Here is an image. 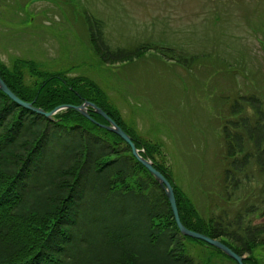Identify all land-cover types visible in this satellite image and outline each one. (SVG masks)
<instances>
[{
	"label": "trees",
	"instance_id": "obj_1",
	"mask_svg": "<svg viewBox=\"0 0 264 264\" xmlns=\"http://www.w3.org/2000/svg\"><path fill=\"white\" fill-rule=\"evenodd\" d=\"M102 47L107 62L133 61L151 48L143 44L110 53ZM209 57L181 53L174 58L190 69ZM22 67L32 82L26 83ZM0 78L18 98L45 112L85 101L101 108L169 182L183 226L245 256L243 264H260L255 251L264 246V223L244 222L257 206L250 204L233 217L223 210L217 216L200 214L155 160L153 148L128 133L92 82L39 71L25 60H16L11 69L0 62ZM255 83L252 91L233 88L217 99L227 200L246 184L254 196L253 182L264 195V82ZM88 113L90 118L69 108L49 119L0 90V264H207L188 252L193 246L232 260L180 234L158 182L119 136L101 133L107 122L100 115Z\"/></svg>",
	"mask_w": 264,
	"mask_h": 264
},
{
	"label": "rangeland",
	"instance_id": "obj_2",
	"mask_svg": "<svg viewBox=\"0 0 264 264\" xmlns=\"http://www.w3.org/2000/svg\"><path fill=\"white\" fill-rule=\"evenodd\" d=\"M143 44L151 48L133 61L102 57V45L112 53ZM263 46L264 0H0L1 63L31 61L92 82L200 214L233 217L255 204L244 219L252 225L264 223V195L253 182L254 196L246 184L227 200L217 99L263 84ZM181 53L210 57L186 69L175 62ZM188 252L202 263L237 264L205 248ZM255 255L264 264V246Z\"/></svg>",
	"mask_w": 264,
	"mask_h": 264
},
{
	"label": "water",
	"instance_id": "obj_3",
	"mask_svg": "<svg viewBox=\"0 0 264 264\" xmlns=\"http://www.w3.org/2000/svg\"><path fill=\"white\" fill-rule=\"evenodd\" d=\"M0 90L6 94L13 102H15L17 105L27 108L29 110H32L38 114H41L45 116L46 118L52 119L53 116L62 109H74L78 111L81 115H83L86 118L89 117L88 109H91L96 114L100 115L106 122V125H101L102 127L106 128L108 131L116 134L119 136L131 149L132 155L149 171V173L154 177V179L158 182V184L162 187L164 190L166 197L168 199V202L170 204V208L173 214L174 221L177 225V228L182 236L193 238L196 240H201L206 242L209 246H212L219 251H221L223 254L228 256L229 258L233 259L237 264H243V257L236 254L233 250H231L229 247H227L225 244L220 242L217 239H212L204 234L192 231L187 229L180 221L176 201L173 193V189L169 182L164 178V176L154 168L153 163L151 160L147 158H143L139 154V150L135 147L133 141L131 140V137L124 132L101 108L97 107L95 104L85 101L82 104L78 106L74 105H63L56 107L54 110L50 112H45L40 108L33 107V102H26L18 98L13 92L9 90V88L5 85L3 80L0 78Z\"/></svg>",
	"mask_w": 264,
	"mask_h": 264
}]
</instances>
